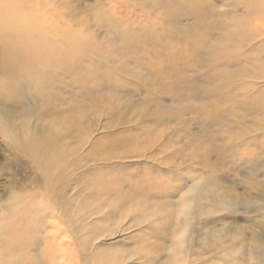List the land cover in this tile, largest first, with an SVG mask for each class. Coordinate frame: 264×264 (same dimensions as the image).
<instances>
[{
    "label": "rangeland",
    "instance_id": "obj_1",
    "mask_svg": "<svg viewBox=\"0 0 264 264\" xmlns=\"http://www.w3.org/2000/svg\"><path fill=\"white\" fill-rule=\"evenodd\" d=\"M133 1L141 6L121 0L113 3L115 7L111 9L124 15V19H130V23L131 19L133 21V27L126 29L127 32L121 29L124 37L121 41L114 39L119 27L118 31L113 30L112 25L108 32L107 28L96 30L97 27L89 31L87 48L101 45V56L96 59L99 61L95 62L96 65L89 63L92 58L88 54L84 57L86 52L80 53L81 57L69 52L62 60L53 57L51 63L61 71L49 76L51 94L47 91L34 99L31 93H19L20 107L15 109H19L20 114H30L34 122L31 126L42 138L46 137L43 133L46 129L43 123H39L38 103L40 101L44 105L49 101L47 114L52 116L46 121L51 120L49 122L55 127L54 131L51 126L49 138L55 140L54 144L65 154L63 170L59 169L64 172L61 179L65 181L56 182L58 193L64 191L68 201L73 199L69 208L74 217H85L82 238L87 242L86 249L109 248L111 255L107 259L113 260V264H137L142 256L141 252L140 256L137 255L138 248H135L138 240L132 238L139 235L137 230L140 226L128 228L130 223L124 220L117 223L116 215L115 220L104 222L99 219L101 215H90L101 200L97 191H101V195L111 191L112 198L121 203L124 202L122 198L127 199L129 193L135 192L141 200L139 204L132 203L136 207L137 212L133 213L136 218L141 219L152 210L154 219L161 217L168 221L171 214L177 212L180 196L194 182L200 183L201 188L204 185L206 193L215 202H233L228 212L221 211L206 222L204 236H207L202 238H206L208 246L213 247L197 249L198 262L261 264L253 255L251 236H264V218L255 210L243 208L239 200L244 196L256 198L264 191V129H260L264 128V79L261 75L254 78L246 75L248 80L244 77L245 81L237 87L244 83L249 86L243 85L240 92H223L222 78L213 77L222 72L221 65L215 68L211 65L210 57H205L207 50L203 42L197 40L206 39L209 55L213 49L220 51L217 41L221 40L219 32L223 26L219 28L218 23L225 24L226 18H230L225 15L229 5H225L226 0ZM195 12L198 13L196 17ZM163 17L165 21L167 19V25L162 23ZM231 19L237 23L232 29L235 38L225 44L226 51L234 58L233 64L240 63L241 70L247 74H252L254 69H264V35L250 42L245 39L246 43L241 39L246 35L239 25L242 17ZM145 21L154 28L150 30L154 38L145 35ZM259 22L264 23V20ZM249 33L252 37V32ZM145 37L148 40L145 41ZM164 44L166 46L163 47ZM77 59L78 63L73 65ZM4 84L6 87L10 85ZM232 97L242 104L235 105ZM58 120L62 124L57 123ZM42 150L38 154L46 152ZM111 150H118L119 158L109 157L110 162L107 163L104 159ZM46 159L44 163L48 167L50 160ZM168 168H172L170 173L165 172ZM47 169L53 176L58 173L53 172L55 169ZM97 169L103 170V177L109 176L102 179L103 189L95 188L99 177L93 179L94 174L91 173H97ZM88 175L92 182H88ZM40 176L34 160L10 148L0 134V205H5L10 192L30 191L38 194V198L37 201L24 200L25 208L32 211L33 206H51L53 200H48V197L54 198V195L46 191ZM111 201L102 203L103 214L110 211ZM144 209L148 210L144 212ZM50 223L53 228L65 230L67 258L79 260L81 251L76 240L72 239L71 229L56 218ZM164 224L156 225L158 231L166 230ZM103 230L105 234H102ZM194 230L196 238L197 226ZM55 231L48 235L50 247L57 245L58 236L62 238V234ZM45 233L38 230L36 236L41 238ZM158 235L151 236V242L156 240L158 243ZM75 236L78 238V233ZM147 241V244L151 243ZM196 241L195 246H199V241ZM125 249H135L133 254L137 257L128 259L129 254L121 252ZM205 251L211 258L208 255L202 257ZM100 255L104 259V254ZM161 257L163 255L158 260ZM83 261L85 259L81 257L80 264ZM182 264H188V259Z\"/></svg>",
    "mask_w": 264,
    "mask_h": 264
},
{
    "label": "bare ground",
    "instance_id": "obj_2",
    "mask_svg": "<svg viewBox=\"0 0 264 264\" xmlns=\"http://www.w3.org/2000/svg\"><path fill=\"white\" fill-rule=\"evenodd\" d=\"M118 1L121 2V0H0V98L2 101V104H0V134L10 148L34 160V165L41 174L40 177L45 185L46 191L54 195V198L51 196L48 197V200H53L51 206L43 207V205L47 204H41L39 206H33L34 209L31 211V208H25V201L28 199L30 201L36 199L35 201H37L38 194H34V192L30 193V191L24 193H9L10 196L6 199L5 205H0V264H80L81 257L85 259L83 264H113V260L107 259V257L111 255L108 251L110 250L109 248L106 247L103 250H99V248L94 247L93 250H90V247H87V249L90 250L87 251V242L82 238L85 230V227H83V222L86 221L85 217H80L79 215L74 217L69 208V203H71L73 199L68 201L69 197H65L64 191L58 193V185L56 182L61 183L60 181H65L61 179V176L64 175L62 167L65 162V154L57 144H54L55 140L53 141L49 138L50 133H52V122H49L51 120L46 121L48 117L52 116H48L47 114V112L50 111V108H48L49 101H46L44 105H42L40 101L38 103L40 105L39 112L41 116L39 123H43L42 125L46 129V131H43L46 137L42 138L37 129L31 126L34 122H32L30 114L26 112L20 114V110L15 108L20 107L19 93H31L34 99L42 97L47 91L48 94H51L49 76L61 71V69L57 70L58 68L54 66L55 63H51L53 57L62 60L69 52H75V56L77 55V57H81L80 53L86 52L84 57L88 54V57L92 58L89 63L96 65V63L99 62L96 59L101 56V45L99 44L98 46L92 47V49H90V47L87 48L89 31L92 28L97 27L96 30L107 28L106 31L108 32L110 31V25H112L113 30L116 31H118L117 28L119 27L120 31L117 32L114 39L115 41H121V39L124 38L121 29L127 32L126 29L133 27V21L131 19L130 23V19H124L126 18L124 15L121 16L120 13L116 14L114 11H111L114 6L113 3H117ZM126 2L128 4L132 2L134 5L138 4L133 0H126ZM227 4L229 5V10L226 11L225 15H227L226 17L230 16V18H226L225 24L218 23L219 28L223 26L221 32H219L221 40L219 39L217 41L220 43V51L213 49L209 55L210 47L209 45H205L206 39L202 40L198 38L197 40L203 42L202 45L207 50L205 57H210L209 62L211 65L214 68L217 67V65H221L219 68L222 69L223 75L221 72L219 75L216 74L213 77L222 78V91L240 92L241 89H243V85L249 86L248 83H244L241 84L242 87H237V85L245 81V78L248 80L246 75H252V78L261 75L262 79H264V69H254L255 71L252 74H247L243 69L241 70L240 63L233 64L234 58L226 51L227 44H225L228 40L235 38L232 29L237 23L235 24L231 18L236 16L242 17L243 21H241L239 25L243 27L244 32H246V35L241 37L243 41L246 39V41L250 42L256 37H262L264 35V23L259 22V20H264V0H226L225 5ZM146 5H148V2ZM155 6L160 7L158 4ZM196 15H198L197 12H195V17ZM166 21L165 17H163L162 23L167 25ZM127 22L129 25H127ZM145 23L147 25V32H145V35L149 34L154 38L153 33L150 34V30H154V28L148 24V21H145ZM130 24H132V26ZM137 27H140V25H137ZM246 29H248V31ZM249 31H251L254 36L252 35V37H249ZM146 40H148L147 37H145V41ZM157 41H160V39ZM170 41L173 40L171 39ZM166 44H164L163 47L166 46ZM69 62L72 64L71 61ZM77 63L78 59L73 65ZM224 63L230 64V66L224 65ZM86 67L88 66L86 65ZM4 83H9L10 85L6 87ZM231 100L237 106L242 104V101H240L241 104H239L234 97H232ZM253 101L255 104L254 99ZM50 114H56V112H50ZM57 123L62 124L59 120ZM52 127L54 130L55 127ZM260 129L264 128L262 127ZM53 137H55V135H53ZM57 140L61 141L62 138H58ZM41 149H43L42 151L46 150L45 153H41L42 155L38 154ZM36 154H38V156ZM107 154H109V156H107L104 161L108 163L111 158H119L118 155L120 152L118 150H111ZM87 156L90 155L88 154ZM45 157H47V159ZM44 159L50 160L48 167L55 169L53 172L57 171L58 173H55L53 176L49 169H47L48 167L45 165ZM96 171L97 173H91L94 174L93 179L99 177L95 188L103 189L101 186L102 179H107L109 176L106 175L107 178L103 177L105 175H102V169H97ZM171 171L172 168H168L165 172L170 173ZM55 175L58 177L56 178ZM93 179H90L88 175V182H92ZM262 186L264 187V183H262ZM202 187L203 188L200 187V183L196 184L193 182L189 189L184 191V194L180 196V202L176 208L177 212L171 214V218H168L170 223L161 217L154 219L155 215L152 213L151 209V213L145 211L148 209L143 210L146 212L144 215L146 216L149 214V216L145 217L143 215L144 217L141 219L136 218L133 215L136 211V207H133L132 203L139 204L141 200L140 195L135 194V192L134 194L129 193L127 199L122 198L124 202L121 203L112 198L111 191L102 195L99 193L101 191H97V193L100 194L97 197L101 200L97 203L98 206L92 209L90 215H93V217L101 215L99 218L101 222L112 221V219L115 220L114 215H116L118 217L117 223L124 220L130 223L127 226L128 228L140 226L137 230L139 235L132 237L138 240V243L142 240V244H135V248H138L137 252H139L137 255H139L140 252L142 254V256L139 255L140 258H138L137 264H182V261L186 259H188V264H203L202 262H198L200 259L197 257V249H209L213 247V245L208 246L206 238H202V236H207H204V229L207 226L206 222L209 221V218L221 211L228 212V210L232 209L233 202H215L211 196L206 193L205 186L202 185ZM142 198L144 197L142 196ZM111 199L113 204L110 205V211L103 214V212H101L102 203ZM239 204L243 206V208L247 207V210L250 208L251 210H255L256 213L259 212L261 215L260 217L264 218V191L260 192L256 198L244 196L239 200ZM125 208L127 209L125 210ZM127 212L129 214H127ZM32 213H35V215ZM55 218L61 223H66V226L71 229L70 233L73 235L72 239L76 240L77 247L81 251L78 253L79 260L72 259L71 261L67 258L65 251L68 244L65 240V230L61 227L59 229H56L57 227H51L52 224L50 222ZM128 218L129 220H126ZM196 218L197 220H195ZM201 220L206 221L203 222ZM143 223L146 225L142 226L141 224ZM159 223H165L164 226L166 230L162 228L164 226H161V229L164 231H158L156 225ZM45 224L50 225L47 228H43L42 225ZM56 225L58 226V224ZM195 226L198 228L196 238L193 235ZM38 230H44L47 233L41 238H38L36 236ZM52 231H55L58 235L62 234V238L58 236L56 238L57 243H55L57 245H52L50 247V236L48 237V235ZM158 232H160L159 235ZM77 233L78 238L75 236ZM105 233V230H103L102 234ZM111 234L110 232L109 235ZM155 234L158 235V243L156 240L151 242V236L154 237ZM144 237L145 239L143 240ZM251 237V241L253 242L252 250L255 252L253 255L260 260L261 264H264V236L263 234H253ZM147 239L151 242L150 244L146 243ZM170 239H173V241L171 245H168ZM196 240L199 241V246H195L197 243ZM74 246H76V244H74ZM134 250L135 249L129 251L125 249V251L123 250L121 252L124 254L127 252L129 254L128 259H130L137 257L136 254H133ZM216 250L214 251L217 252ZM100 253L104 254V259L102 258L103 255L101 256ZM161 253L163 257L158 260V257L162 256ZM202 254L204 258L208 255L206 251L204 253L202 252ZM83 255H86L87 258H85V256L83 257ZM192 257H194V259ZM208 257L210 256L208 255ZM240 258H242V256ZM203 261L205 262V259Z\"/></svg>",
    "mask_w": 264,
    "mask_h": 264
}]
</instances>
